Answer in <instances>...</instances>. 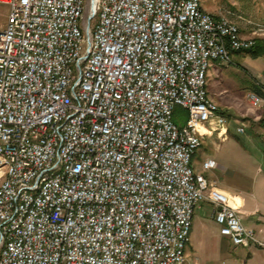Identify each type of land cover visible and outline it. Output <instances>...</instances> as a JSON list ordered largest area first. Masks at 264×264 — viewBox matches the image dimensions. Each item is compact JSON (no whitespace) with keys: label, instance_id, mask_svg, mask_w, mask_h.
Here are the masks:
<instances>
[{"label":"built area","instance_id":"1","mask_svg":"<svg viewBox=\"0 0 264 264\" xmlns=\"http://www.w3.org/2000/svg\"><path fill=\"white\" fill-rule=\"evenodd\" d=\"M0 6V264H184L201 201L233 245L264 249L204 175L217 162L193 166L206 135H226L211 61L254 47L264 25L247 20L246 36L202 0Z\"/></svg>","mask_w":264,"mask_h":264},{"label":"crops","instance_id":"2","mask_svg":"<svg viewBox=\"0 0 264 264\" xmlns=\"http://www.w3.org/2000/svg\"><path fill=\"white\" fill-rule=\"evenodd\" d=\"M202 8L212 13L210 1L205 4L202 1ZM245 29L246 31L242 30L247 36L249 27ZM262 41L264 35L256 38V43ZM231 65L238 68L232 69ZM240 71L250 79L252 88L243 98H233L245 100L252 91L262 98L261 105L254 106L255 110L249 116L255 125L254 134L246 130L248 125L242 120L243 116L223 102L224 99L219 94H223L224 90L217 89L218 93L215 94L216 90L208 88L210 98L218 104L227 118L226 135L224 138L216 132L206 135L199 147L201 154L198 159L195 152L193 166L196 171L201 172L204 160L213 159L217 162V167L204 172V175L211 184L236 199L242 224L254 230L264 242V169L254 164V156L246 150L257 147L255 150L264 165V52L261 51L256 56L250 51H233L231 61L226 64L215 62L209 75L221 77L218 82H224L229 80L228 77L235 79ZM240 124L245 126L244 133L237 132ZM235 135L241 136L236 139ZM242 179H249L247 187L238 185ZM184 264H264V249L256 244L233 245L229 238L220 235L219 226L213 218L212 205L201 201L194 209Z\"/></svg>","mask_w":264,"mask_h":264},{"label":"rangeland","instance_id":"3","mask_svg":"<svg viewBox=\"0 0 264 264\" xmlns=\"http://www.w3.org/2000/svg\"><path fill=\"white\" fill-rule=\"evenodd\" d=\"M202 1H204V4L205 2L210 1V5L212 6L211 12L214 15L224 13L225 10H230L234 12L235 15L231 16L232 19L234 21L239 22L240 27L245 31H246L245 28L250 26V24L247 23V20H250L260 25H264V0H202ZM6 13H7V7L0 6V25L4 23ZM215 62L217 61H211L207 72V88L211 87V89L216 90L215 94L218 93L217 89L220 91L224 90L223 94H219V96L222 95L221 97H223L224 99L223 102L228 104L231 107V109H233L236 113H238L239 115L241 114L243 116L242 120H245L248 125L246 130L254 134L255 125L252 118L249 116L252 115L255 108L254 106L251 105V103L247 100V98L245 100L239 99V98H243L244 95H246V92L252 88L250 79L244 75L243 71H240L238 75H236L235 79L228 77L229 80L224 82H218L221 81V77L217 78L215 76H212V74L211 76L209 75L210 71H213L214 69ZM231 68L237 69L238 67L235 65H231ZM214 77L215 79H213ZM211 83H213L214 86ZM253 93H255V91ZM219 96L216 97L218 98ZM233 97H239V98L234 99ZM174 118L176 122L182 123L186 119V111L182 107H177L175 110ZM235 136L236 139H239L241 135H235ZM256 148L254 149L247 148L246 150H248L254 156V160H255L254 164L256 166L259 165L264 169V165L258 157V152L257 150H255ZM200 154H201V149L198 148L196 151L197 159L199 158ZM247 180L249 179H242L241 181L238 182V185H240V187H247L248 186ZM187 245L185 248V255H186Z\"/></svg>","mask_w":264,"mask_h":264},{"label":"trees","instance_id":"4","mask_svg":"<svg viewBox=\"0 0 264 264\" xmlns=\"http://www.w3.org/2000/svg\"><path fill=\"white\" fill-rule=\"evenodd\" d=\"M248 52H252L253 55H259L261 51L264 52V41L256 43L254 47L251 49L247 50Z\"/></svg>","mask_w":264,"mask_h":264}]
</instances>
